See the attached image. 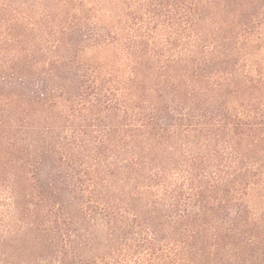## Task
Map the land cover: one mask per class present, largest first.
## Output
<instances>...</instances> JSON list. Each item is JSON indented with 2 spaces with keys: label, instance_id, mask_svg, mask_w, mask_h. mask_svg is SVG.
<instances>
[{
  "label": "trees",
  "instance_id": "16d2710c",
  "mask_svg": "<svg viewBox=\"0 0 264 264\" xmlns=\"http://www.w3.org/2000/svg\"><path fill=\"white\" fill-rule=\"evenodd\" d=\"M0 264H264V0H0Z\"/></svg>",
  "mask_w": 264,
  "mask_h": 264
}]
</instances>
